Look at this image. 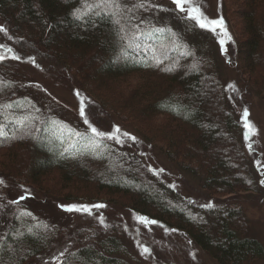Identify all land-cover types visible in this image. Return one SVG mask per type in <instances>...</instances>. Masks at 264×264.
Segmentation results:
<instances>
[{
  "label": "trees",
  "instance_id": "trees-1",
  "mask_svg": "<svg viewBox=\"0 0 264 264\" xmlns=\"http://www.w3.org/2000/svg\"><path fill=\"white\" fill-rule=\"evenodd\" d=\"M125 3L129 9L126 15L134 22L143 20L145 30L151 32L161 27L170 31L153 32L140 41L138 48L122 55L119 27L109 13L92 9L77 16V10L84 7V0H0V15L6 17L12 35L19 38L21 45L28 39H39L45 49L40 55L41 61H53L70 74L83 75L78 80L89 91L96 86L94 81L126 82L129 76L150 72L147 76L154 75L158 81L153 83L146 77L134 88L138 90L135 96L123 98L126 100L123 108L149 118L167 116V120L163 119L165 124L156 127L153 135L164 139L166 152L176 168L190 170L211 194L255 190L252 168L236 139L237 120L232 114L221 113L225 109V93L218 74L212 72L214 63L211 66L202 60L203 54L197 53V47L184 37L176 38L170 27L157 25L148 0H125ZM140 3L144 4L143 8L136 6ZM239 5L245 23V39H238L239 68L250 73L260 93L264 94V0H240ZM130 12H134L132 17ZM161 45L168 47L164 49ZM185 51L193 55H182ZM157 60L162 62L157 65ZM4 61H0V106L12 107H0V124L11 134L14 118L39 116L40 131L34 135L40 138L33 139L24 130L16 132L18 138L0 143V180L9 177L37 190L60 192L64 187L71 191L65 193L68 201L91 200L106 205L111 200L183 232L222 264H241L247 258L264 255V246L259 240L242 236L232 227L233 210L207 208L190 202L158 177L138 151L116 140L98 138L103 142L100 155L85 154L74 158L66 153L60 156L64 148L72 151L66 139L70 135L68 128L87 132L84 138H73L79 149L93 134L52 111L45 113L28 91L22 93L19 79L4 72L1 66ZM146 64L152 66L146 67ZM145 100H149L147 105ZM216 100L221 104L217 105L218 113L215 114L209 104ZM170 101L185 106L187 111L177 114L167 110ZM50 121L66 126L63 144L50 138L53 131L47 123ZM220 147L224 148L223 153L219 152ZM240 169L244 172H239ZM48 180L56 183L49 185ZM2 187L0 183V222L6 221V226L0 228V264H28L48 251L55 237L50 234L49 224L35 217L33 212L31 216L22 215L28 212L22 202L27 197L13 204ZM190 207L207 216L217 213L220 232H211L205 223L194 218ZM18 232L24 235L17 237ZM87 234L80 231L78 240L85 241ZM117 253H125L119 238L107 237L99 243L89 238L83 246L73 249L61 260L57 257L55 261H59L52 264H122Z\"/></svg>",
  "mask_w": 264,
  "mask_h": 264
},
{
  "label": "rangeland",
  "instance_id": "rangeland-1",
  "mask_svg": "<svg viewBox=\"0 0 264 264\" xmlns=\"http://www.w3.org/2000/svg\"><path fill=\"white\" fill-rule=\"evenodd\" d=\"M148 1L151 10L155 12L154 19L157 25L170 27L175 32L176 38L184 37L197 47V53L203 54L202 60L208 64L214 63V66L211 64L212 72L218 74L225 93V107L223 105L225 109H222L221 113L232 114L237 120L236 139H239L247 163L252 168L255 190L236 191L223 195L215 192L211 194L192 176L190 170L176 168L166 152L164 139L153 135L156 127L165 124L163 119L167 120L165 118L167 116L152 115L149 118L146 115H138L134 110L123 108L126 101L123 98L129 99L135 96L138 90L134 88L137 85H141L147 78H151L149 81L153 83L158 81L154 75L147 76L150 72L141 71L143 73L129 76L126 82L113 80L106 84L105 80L94 81L96 86L90 87L91 93L85 88V84H81L78 80L83 75L70 74L64 70L65 68L56 66L53 61V63L41 61L40 55L45 53V49L39 39L31 38L21 45L18 42L19 38L12 35L6 17L0 15V26L4 29L0 31V45H3L0 47V55L5 57L1 66L5 73L19 79L22 93L28 91L45 113L52 111L60 118L72 120L84 127L81 130L88 131L90 129L84 123V117L80 116L79 111L83 101L89 123L104 132H115L118 126L120 133L117 135L123 141L122 144L128 149L138 151L143 156V160L167 185L175 187L183 197L195 204L206 207L205 205L211 203L213 206L207 208L226 207L233 210L235 216L230 222L232 227L237 228L242 236L255 238L264 246V183H261L264 180V94L260 93L261 90L250 73L239 68L238 39L239 37L245 39L243 36L245 23L240 14V0H191L190 4L185 5V11H180L174 0ZM188 7H199L209 19L222 17L232 39L227 40L223 37L220 29L213 32L210 29L200 28L196 20L188 17ZM82 10L80 14H85ZM130 15L132 17L134 12H130ZM221 39H225L223 45L220 44ZM8 49L12 51L9 52ZM13 56H19L20 59H13ZM148 101L145 100L144 104L147 105ZM220 104L217 100L212 101L209 108L216 114ZM245 108L248 110V121L256 129L247 139L245 138L247 129L243 119ZM124 132L137 139L133 141L123 136ZM35 137V139L40 138L39 135ZM219 152L223 153L224 148L220 147ZM1 158L0 156V161ZM242 170L240 169L239 172ZM47 183L53 185L56 181L48 180ZM2 185L4 195L11 201L18 200L21 196L27 197L22 201L25 208L28 212H33L35 217L49 224L50 234L55 237V240L49 243L52 247L34 257L28 264L58 262L73 249L83 246L87 239L92 238L99 243L101 239L107 237H116L122 241L125 253H117L122 264H222L183 232L159 222L144 224L138 219L143 215L114 204L111 200L107 201L106 207L95 208L92 206L102 203H93L91 200H66L65 193L71 191L64 187L60 192L42 188L37 190L9 177L4 178ZM62 204L87 205L90 211H67L60 207ZM190 209L193 217L205 223L211 232L216 234L220 232L217 213L207 216L201 211L194 212L192 207ZM148 220L151 221L150 218ZM5 226L6 221L0 222L1 229ZM83 230L88 234L85 241H80L77 238L78 233ZM140 245L148 247L150 253L142 254ZM61 252L64 253L63 256H60ZM57 257L59 260L55 261ZM241 264H264V255L247 258Z\"/></svg>",
  "mask_w": 264,
  "mask_h": 264
},
{
  "label": "snow or ice",
  "instance_id": "snow-or-ice-1",
  "mask_svg": "<svg viewBox=\"0 0 264 264\" xmlns=\"http://www.w3.org/2000/svg\"><path fill=\"white\" fill-rule=\"evenodd\" d=\"M174 3L176 4L177 8L180 11H185V5L190 4L191 0H174ZM137 7H144L143 3H140L136 5ZM92 9H100L101 11H106L111 15L113 18V23L116 24L119 27L118 36L120 39V52L122 55H127L129 50L138 48L140 41L146 36L151 35L153 32L156 33H163L166 31H170V29L167 28H161L156 27L153 28L150 31L145 30L142 25L144 24L143 20H140L139 22H134L132 18L128 17L126 13L129 11V9L126 6L125 0H92L91 3L88 2V0H84V8L83 12L86 14L88 11ZM81 10H77V15H79ZM99 14V13H97ZM187 14L188 17L191 19L196 20L200 28L204 29H210L213 32H216L217 29H220L221 33L223 34V37H225L227 40H231V36L229 35L226 27L225 22L223 18H217V19H209L207 16L203 14L201 9L199 7H188L187 8ZM0 31H4L3 27L0 26ZM225 43V39L220 40V44L223 45ZM176 47H182V45H175ZM0 47H3V45H0ZM162 48L166 49L168 45H161ZM9 52H11V49H8ZM182 55L190 56L193 55L190 51H185L182 53ZM13 59H20L19 56H13ZM5 57L3 55H0V61L4 60ZM31 59V58H29ZM162 61L157 60L156 64L158 65ZM152 66V65H145ZM197 66H194V68ZM168 71H171V69H166ZM77 95L79 93L77 92ZM3 108H11L12 105H4L0 106ZM167 110L174 111L177 114H180L181 111H187L186 107L183 105H176L173 104L171 101L167 105ZM80 116L84 117V123L88 125V128L90 129L91 133L93 134L92 137L88 138V143L82 148H76L73 143L74 137H81L84 138L87 136V132L80 133L74 129L68 128L70 135L66 138L69 142L70 147L72 148V151L69 152L68 148H64L62 152H60V156H64L66 153L75 157H79L85 154H97L100 155L101 148L103 147L102 139L98 138H107V139H115L117 143H122L123 141L120 139V137L117 135V133H120V129L117 126L115 129V132H104L100 131L97 127H94L91 123H89V120L87 116L85 115V108L83 101H81V107H80ZM248 117V110L247 108L244 109L243 113V119L245 120V128L247 129L245 138H248L249 134H254L256 129L252 125L250 121L247 119ZM40 120L39 116L35 117H24V118H14V124L15 127L12 130L11 134L8 132L6 126L4 124H0V143H3L8 140L16 139L18 138L16 136L17 131H24L26 130L29 135H32L33 139H35V132H39L40 128L37 126V121ZM50 127L53 129L51 132L52 139L58 140L63 144L65 137H64V129L66 126H63L62 122H56V121H50L47 122ZM125 137H129L131 140L135 141L137 138L135 136H131L128 132H124L122 134ZM249 148H251V145H249ZM259 163V161L257 162ZM160 171H163V169H160ZM0 183H3L2 180H0ZM261 183H264V180L261 181ZM26 197L21 196L18 200H14L11 203L18 204L19 201L24 200ZM206 207H212L213 205L211 203L205 205ZM61 208H65L67 211H84L89 212L90 208L87 205H60ZM92 207L95 208H103L106 207V205L103 204H96ZM22 215L31 216L32 214L30 212L22 213ZM138 219L144 223V224H156L157 221L151 220L149 221L146 217H138ZM101 223H103V220H101ZM47 228V225L44 226ZM29 233H31V229L28 230ZM174 231V230H173ZM24 233L18 232L17 237L23 236ZM142 248V254H149L150 249L146 246L140 245ZM64 253L61 252L60 256H63Z\"/></svg>",
  "mask_w": 264,
  "mask_h": 264
}]
</instances>
